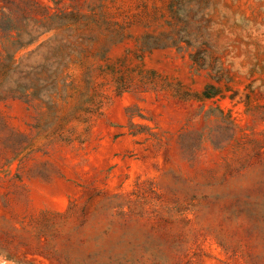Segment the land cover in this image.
Instances as JSON below:
<instances>
[{"label": "rangeland", "instance_id": "1", "mask_svg": "<svg viewBox=\"0 0 264 264\" xmlns=\"http://www.w3.org/2000/svg\"><path fill=\"white\" fill-rule=\"evenodd\" d=\"M29 1L85 51L0 91V264H264V0Z\"/></svg>", "mask_w": 264, "mask_h": 264}, {"label": "trees", "instance_id": "2", "mask_svg": "<svg viewBox=\"0 0 264 264\" xmlns=\"http://www.w3.org/2000/svg\"><path fill=\"white\" fill-rule=\"evenodd\" d=\"M27 1L15 23L12 6L16 3L4 1L8 23L0 33V91L18 99L48 98L51 88L55 90L51 94L65 90L70 65L81 59L85 50L77 51L80 35L71 23H65L64 16L49 12L48 5ZM43 36L46 38L40 41ZM20 51L24 52L17 55Z\"/></svg>", "mask_w": 264, "mask_h": 264}]
</instances>
